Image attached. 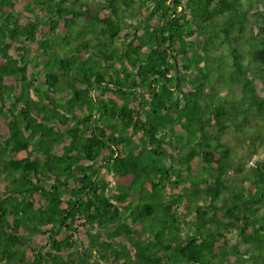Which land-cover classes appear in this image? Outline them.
I'll list each match as a JSON object with an SVG mask.
<instances>
[{"label":"trees","instance_id":"trees-1","mask_svg":"<svg viewBox=\"0 0 264 264\" xmlns=\"http://www.w3.org/2000/svg\"><path fill=\"white\" fill-rule=\"evenodd\" d=\"M16 1L0 0V264H244L252 250L222 242L240 221L242 243L264 249V187L222 199L230 150L209 133L239 103L264 113V95L246 92L250 73L264 77V4L18 0L20 13ZM218 40L242 87L232 111L199 81ZM134 186L135 205L123 190ZM177 219L193 229L184 239Z\"/></svg>","mask_w":264,"mask_h":264},{"label":"rangeland","instance_id":"rangeland-1","mask_svg":"<svg viewBox=\"0 0 264 264\" xmlns=\"http://www.w3.org/2000/svg\"><path fill=\"white\" fill-rule=\"evenodd\" d=\"M245 1L251 2L252 4H255V5H257V7H261L264 4V0H245ZM21 7H22V5H21L20 1L17 0L16 1V10L19 11L20 13L22 12L21 11ZM25 12H27V11H25ZM21 17L24 18V17H26V15L25 14L21 15ZM247 17L253 23H257V20L255 19L254 14H253L252 11H249L247 13ZM151 23L152 22L150 21V23H145V24H151ZM119 43H120V41L118 39L117 40V44H119ZM241 44H243V45H241V47H239V51H241L242 55L244 56L245 62L248 63V65H253L252 63L249 62L250 47L246 44L245 40H242ZM217 46L218 47L214 48L210 52V55L207 57L206 64L208 65V67L204 69L205 75L211 74V77L210 78L200 77L199 81L201 80V82L204 83V86L206 88L212 87L213 94H215L217 96L216 97V100H217L216 106L217 107H224V105H225V107L227 108V107L230 106V104L233 101H236V103H237V99L238 98H236L237 96L234 94V87H235V83L237 82L238 79L235 80V78H234L235 74L234 73H236V72L233 71V69L229 67L230 62L232 61V59H231V57L229 55L230 48H228V45L226 43H224L223 41H219V40H218V45ZM217 54H220V55H217ZM108 64H112V65H115L117 67V62L116 61L105 63L104 67L108 66ZM218 71H219V73H218ZM195 74H196L195 72L188 73L189 80L186 82L187 89H190V90L193 89V84H194V81H195V78H196ZM250 75L251 74H249V76ZM250 78H257V77L252 75V76H250ZM259 78H257V84H259V87L261 88L260 84L264 83V77H263L262 81ZM248 91H250V89H247L246 92L248 93ZM96 93H97V90H95L94 93L92 94V98H94L96 96ZM104 97H106V98L107 97H115L116 98L117 96L113 95L111 92H107ZM233 98H236V99H233ZM225 99H227V100L225 101ZM240 106H241V108H243L242 107L243 104H241ZM230 107H229V109L232 111V109ZM253 110L255 112V109H253ZM243 116H245V118H246L245 122H248V123L252 122L253 113H251V112H246V113L242 112L240 121L244 120L242 118ZM250 117H251V119H249ZM247 119H248V121H247ZM258 119H260V120H258ZM258 119H256V121H258L257 124L264 125V113ZM225 122H229L228 124L230 126H228L227 129H229L230 133L237 134L239 132L240 135H244L243 133H241L237 129V127L241 126L242 127V131L245 132V133H248L245 136H249L250 133H254L255 134V132H251L248 129V126L241 125V123L239 121H237L236 119H234V120L230 119L229 121H225ZM253 126H255V125H253ZM262 134L264 136V130L261 131V135ZM124 135H125V138L128 141H138L139 143L145 142V138L141 136V132L137 131L136 129L127 130V131L124 132ZM180 135H181V133H180ZM263 136H261V137H263ZM167 140H169L168 137H167ZM263 146H264V142H263ZM167 147H169V145H167ZM23 155H24V153H20L19 157H22ZM150 159H152V158H150ZM150 159L149 158L147 159L148 162L150 161ZM82 161H83V158H80L78 163H82ZM98 163H100V161H98ZM164 163L168 164V159H164ZM244 169L246 171L248 170V168H246V167ZM100 172H101V174H105L106 170L105 169H100ZM196 173H199V172H196ZM256 181H257V184L260 187H264V179H263V177L258 176ZM193 184L194 183L191 182V179L188 180L187 183L185 184V186L181 189V191H183L185 187L186 188L187 187L190 188L191 186H193ZM165 187H166L167 191L170 190V185L168 183L166 184ZM116 190H119L118 186H114V188L112 190V194L115 193ZM123 190H124V192H127V194L130 197V201H131V203L133 205L138 203L139 193H138V187L137 186H134L131 189H129L127 187H124ZM227 191H228V189H227ZM228 193H230V192H225L224 195L222 196V199H224V200L228 199L229 200ZM221 202H222V200H221ZM180 222L181 221L179 219H177V222H175L173 224V226L175 227V226L179 225ZM181 224L182 225H180V227H177V230H176L175 234H178L181 239H184L188 234L193 232V229L190 228V227L184 226L182 222H181ZM23 228L21 229V232H23V231L26 232V230H24V229H27V228H24V229ZM27 231H28V229H27ZM30 231H32V230H30ZM79 232L81 233L80 239L83 242L86 243V238H85L83 229H79ZM174 232H175V230H174ZM230 237H231V240L229 241V243L230 244H235L237 241L232 236H230ZM33 238L36 241H38L39 243H42V242L45 241V236L41 235L40 233H33ZM237 245H238V242H237ZM250 250H252L253 254H251L252 256H251V258L248 259V261H251L254 264L258 263L259 254L263 253L264 249H261L260 252L259 251H254L253 248H251Z\"/></svg>","mask_w":264,"mask_h":264},{"label":"crops","instance_id":"crops-1","mask_svg":"<svg viewBox=\"0 0 264 264\" xmlns=\"http://www.w3.org/2000/svg\"><path fill=\"white\" fill-rule=\"evenodd\" d=\"M250 76H257L255 73H250ZM248 76V79L252 81V85L249 87L250 93H255L256 91L260 93V95H264V83L260 84L261 88L259 87V84H257V78H250ZM242 87L240 86V81L237 80L234 87V94L237 96V98H240V94L242 93ZM224 92V91H223ZM217 100L215 101V104ZM241 104L239 103L238 106V119L241 123V125L248 126V129L251 132L249 136H245L248 133H245L242 131V127L239 126L237 129L243 133L244 135H240L238 132L237 134L230 133L229 129H227L228 126L225 128V130H219L217 126H213L211 129H209V133L211 136V145L222 147L227 146L230 150V157L228 161V169L226 174V185H227V192H230L229 194H238L239 191L244 193V198L248 199V191L251 190V193H255V185L254 182H257L255 177L257 176V169H260L261 175L263 177L264 175V146H263V140L264 136L261 135V131L264 130V125L257 124L258 121H256V118L254 116V110L253 108L248 107L247 105H243L241 108ZM242 112H251L253 113L252 122L248 123L245 122V116L242 118L243 121H240ZM251 119V117L249 118ZM260 120V119H258ZM248 121V119H247ZM238 124V123H237ZM255 125V126H253ZM250 126V127H249ZM263 136V137H261ZM248 168L246 171L244 168ZM228 201V200H227ZM264 210V206H262L259 211L257 212L256 216V225H259L262 221V218L260 217V214H262ZM249 216V214H244L243 217ZM181 222L179 223L180 227ZM243 225V221H240L237 223L236 227L228 226L227 228H224L222 230L223 238L222 242L226 241L229 242L231 240L232 236L237 242L238 246L240 247V251L243 253L250 252L248 245L241 243V236L239 235V228ZM250 231L251 229H247ZM246 230V231H247ZM264 234V231L262 232ZM179 236V235H178ZM237 242L235 243L237 245ZM241 244V245H240ZM244 252V253H245ZM252 254V253H251ZM252 255H248L247 258H251ZM244 264H253L251 261L246 260Z\"/></svg>","mask_w":264,"mask_h":264}]
</instances>
